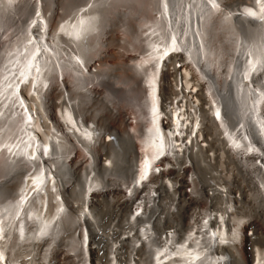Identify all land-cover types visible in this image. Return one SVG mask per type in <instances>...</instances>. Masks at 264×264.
Returning a JSON list of instances; mask_svg holds the SVG:
<instances>
[{"label":"bare ground","instance_id":"bare-ground-1","mask_svg":"<svg viewBox=\"0 0 264 264\" xmlns=\"http://www.w3.org/2000/svg\"><path fill=\"white\" fill-rule=\"evenodd\" d=\"M2 254L264 264V0H0Z\"/></svg>","mask_w":264,"mask_h":264},{"label":"rangeland","instance_id":"rangeland-1","mask_svg":"<svg viewBox=\"0 0 264 264\" xmlns=\"http://www.w3.org/2000/svg\"><path fill=\"white\" fill-rule=\"evenodd\" d=\"M79 7H81V6H78L77 8H79ZM65 12H66V14H68V13H69V12H68V10H66ZM65 12H64V13H65ZM177 65H178V66H180L181 64H177ZM150 100H151V95H150ZM150 105H151V106H153V104H152V102H151V101H150ZM150 105H149V107H150ZM138 144H139V142H137V145H138ZM138 146H139V145H138ZM166 155H167V153H166ZM138 165H139V164H138ZM160 168H161V167H160ZM161 172H162V171H161ZM167 181H168V180H167ZM190 190H191V189H190ZM133 211H134V212L136 211V210H135V208H134V210H133Z\"/></svg>","mask_w":264,"mask_h":264},{"label":"built area","instance_id":"built-area-1","mask_svg":"<svg viewBox=\"0 0 264 264\" xmlns=\"http://www.w3.org/2000/svg\"><path fill=\"white\" fill-rule=\"evenodd\" d=\"M198 127H199V129L201 128V126L198 124ZM165 131H168L169 129H164Z\"/></svg>","mask_w":264,"mask_h":264},{"label":"snow or ice","instance_id":"snow-or-ice-1","mask_svg":"<svg viewBox=\"0 0 264 264\" xmlns=\"http://www.w3.org/2000/svg\"><path fill=\"white\" fill-rule=\"evenodd\" d=\"M217 115L219 116V113H217Z\"/></svg>","mask_w":264,"mask_h":264}]
</instances>
